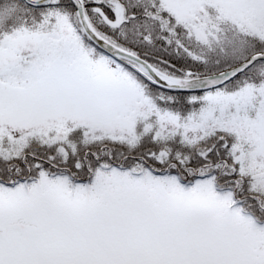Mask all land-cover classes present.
<instances>
[{
	"label": "snow or ice",
	"instance_id": "1",
	"mask_svg": "<svg viewBox=\"0 0 264 264\" xmlns=\"http://www.w3.org/2000/svg\"><path fill=\"white\" fill-rule=\"evenodd\" d=\"M0 264H264V0H0Z\"/></svg>",
	"mask_w": 264,
	"mask_h": 264
}]
</instances>
